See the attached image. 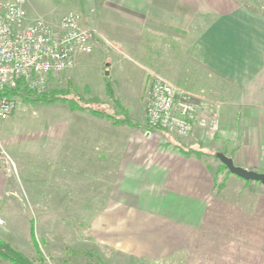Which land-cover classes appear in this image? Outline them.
Returning a JSON list of instances; mask_svg holds the SVG:
<instances>
[{
    "label": "crops",
    "instance_id": "0c3cea01",
    "mask_svg": "<svg viewBox=\"0 0 264 264\" xmlns=\"http://www.w3.org/2000/svg\"><path fill=\"white\" fill-rule=\"evenodd\" d=\"M87 22L105 65L93 76L92 60L75 71L78 53L64 73L80 94L76 107L63 109L57 160L74 171V192L86 195L81 199L105 202L90 220L94 243L131 264H264V185L231 174L232 185L217 188L207 161L182 153L171 132H151L164 141L147 135L145 117L147 70L161 75L164 65L154 45L159 36L173 53V74H163L220 104L217 132L208 143L236 165L264 172V2L99 0ZM88 104L112 105L108 110L117 118L137 125L113 123ZM18 190L19 180L0 169V204ZM4 216L0 211V222ZM176 256L183 260H161ZM0 264L13 263L0 257Z\"/></svg>",
    "mask_w": 264,
    "mask_h": 264
},
{
    "label": "rangeland",
    "instance_id": "374dc122",
    "mask_svg": "<svg viewBox=\"0 0 264 264\" xmlns=\"http://www.w3.org/2000/svg\"><path fill=\"white\" fill-rule=\"evenodd\" d=\"M239 2L256 5L257 2H264V0H239ZM98 3L99 0H27L26 9L30 15L29 19L42 18L52 27L58 24L59 18L64 12L74 9L80 13L82 23L87 26V20L96 13ZM155 41L156 45H159L157 51L162 53L164 58V65L159 64V72L166 80L173 82L170 76L163 74L165 72L173 74L169 65V62L173 60V53L167 43L162 46L159 36L154 38V45ZM164 52L168 56L165 57ZM96 56L97 51L95 50L88 54H80L81 61L75 71H80L88 60H92L88 73L93 76L100 67L99 65L102 64V67L105 65L104 61L101 62L102 57ZM66 71L49 82L47 91L54 90L57 91L56 94H66L68 97L71 96L72 102H76L75 95L79 93L77 90L79 88L74 87L72 82L70 85L67 84L64 75ZM65 98L61 97L53 102L36 99H28V101L19 98L16 108L1 124L0 157L5 159L8 156L15 169L14 167L9 168L8 164L2 165L1 161L0 169L7 177L19 180V190L16 192L17 195H10L0 204V211L2 213L4 211L5 214L0 222V239L30 260H43L42 264H131L94 243L95 240L90 231V220L92 214L101 209L105 202L81 199V196L84 197L85 194L79 195L74 192L77 188L76 179L73 176L74 171L62 169L60 161L57 160L60 146L57 133L61 116L65 113L63 109L74 106L70 100H65ZM206 100L217 102L216 100ZM87 106L109 111L108 109L112 105L88 104ZM209 108L199 112V117L202 115L206 120H209L211 117ZM216 132L217 129L213 134L206 133L205 126L196 121L188 136L180 137L175 133L170 135L176 139L178 145L190 150H199L202 159L208 162L213 174L214 185L219 188L226 183L232 185V182L228 180L232 173L222 168L220 166L222 163L214 156L215 152H222L221 147L213 146L214 143H208L212 142L210 140L213 139ZM149 136L159 140L163 139L158 132L155 136L153 134ZM191 137L195 140L192 145L189 144L192 141ZM229 139H235V135L231 132ZM235 141L237 142V138ZM235 141L233 140V142ZM206 143H208L209 149L204 147ZM191 153L194 155L193 152ZM233 176L242 180L234 174ZM242 184V181H237L235 186L240 188ZM100 188L102 189V186ZM40 190H45L47 193L41 195L39 194ZM29 191H34L35 194L29 195ZM69 191L71 192L69 193ZM99 191L98 196L101 197L104 191ZM33 197L35 198L33 199ZM38 197H44V199H36ZM15 226H22L30 233L22 235L12 232V227ZM32 235L39 249L35 248ZM161 260H183V256ZM144 263L151 264L147 261H143L141 264Z\"/></svg>",
    "mask_w": 264,
    "mask_h": 264
},
{
    "label": "built area",
    "instance_id": "2783aa9c",
    "mask_svg": "<svg viewBox=\"0 0 264 264\" xmlns=\"http://www.w3.org/2000/svg\"><path fill=\"white\" fill-rule=\"evenodd\" d=\"M26 2L0 0V122L9 118L22 93H46L52 78L74 66L76 54H88L97 47L95 32L82 23L78 11L67 10L52 27L42 18L29 19ZM147 73V135L160 128L186 137L196 121L213 134L218 125V102H208L155 71ZM208 108L209 120L199 117ZM0 161L15 169L8 156Z\"/></svg>",
    "mask_w": 264,
    "mask_h": 264
},
{
    "label": "trees",
    "instance_id": "16d2710c",
    "mask_svg": "<svg viewBox=\"0 0 264 264\" xmlns=\"http://www.w3.org/2000/svg\"><path fill=\"white\" fill-rule=\"evenodd\" d=\"M105 90H106V94L109 95L110 97H112L113 92H112L111 86H110L108 81H106ZM56 92L57 91H54V90L53 91H51V90L47 91L46 93H43V94H35V93L26 92V93H22L21 94V98L22 99H26V100H28V99H32V100L36 99V100L44 101V102H53L56 99H59V98L61 99V97H63V98L66 97L65 100H68V101L70 100L71 101V97H68L66 94H63V93H57L56 94ZM72 104L74 105L73 107H76V105H78L76 102H72ZM118 106L120 107V109L122 108V106H120V105H118ZM92 112H94L95 114H99L100 116H104L106 119H111V120H113V123H116V124L126 121V122H129L133 126L137 125V123L133 122L131 118H125V119L121 118L120 119V118H117L115 116V114H113L112 112H109V111H104V110L96 108L95 110H92ZM157 130H161V129L157 128ZM179 146H180V150L185 155H191L192 154L191 152H193V154L196 157H198V158L201 157V153L199 152V150H196V149H191L190 150V149H188V148H186V147H184L182 145H179ZM220 166L222 168H225L228 171L226 166H224L223 164H221ZM247 182H250V181H247ZM32 231H33V227H32ZM32 239H33V243L35 245V248L39 249V247L37 246L36 240H35L33 235H32ZM0 257L3 258V259L8 260L9 262H11L13 264H36L35 260L28 259L22 253H20L19 251L15 250L7 242H5V241H3L1 239H0ZM39 258H41V255H39ZM37 261H39V263H37V264H42L41 262L43 260H37Z\"/></svg>",
    "mask_w": 264,
    "mask_h": 264
},
{
    "label": "water",
    "instance_id": "95a60500",
    "mask_svg": "<svg viewBox=\"0 0 264 264\" xmlns=\"http://www.w3.org/2000/svg\"><path fill=\"white\" fill-rule=\"evenodd\" d=\"M106 74L108 72H105ZM215 156L226 166L228 171L245 181L259 182L264 185V172L248 169L233 162V159L223 152H215Z\"/></svg>",
    "mask_w": 264,
    "mask_h": 264
}]
</instances>
